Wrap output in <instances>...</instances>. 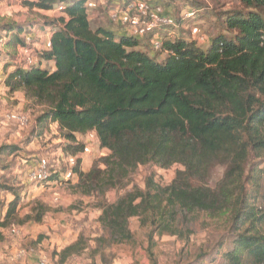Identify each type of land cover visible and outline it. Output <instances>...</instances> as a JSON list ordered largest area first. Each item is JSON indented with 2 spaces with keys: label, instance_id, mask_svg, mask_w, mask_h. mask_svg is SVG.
<instances>
[{
  "label": "trees",
  "instance_id": "obj_1",
  "mask_svg": "<svg viewBox=\"0 0 264 264\" xmlns=\"http://www.w3.org/2000/svg\"><path fill=\"white\" fill-rule=\"evenodd\" d=\"M240 1L243 10L222 12L232 36L214 37L203 50L198 44L205 38L199 43L192 36L165 35L161 61L137 49L140 41L131 35L91 28L87 0H21L29 9L63 5L60 16L44 17L39 26L0 16V72L9 92L22 90L27 101L41 107L34 131L57 123L67 141L64 151L71 155L82 152L79 138L90 132L108 150L86 172L80 171L81 154L79 178L71 185L74 193L97 198L103 233L93 247L80 235L54 253L59 262L86 249L104 261V248L132 239L129 221L137 217L148 228L150 264H158L153 236L190 234L193 215L204 213L226 224L229 247L218 243L220 264H264V0ZM186 10L195 12L186 8L181 13ZM181 13V21L196 17V12L191 18ZM36 27L50 29V46H43L27 66L18 47L32 46L33 40H26ZM48 61L54 69L43 67ZM17 150L14 144L0 145V169L8 167L1 157ZM174 164L183 168L167 185L152 174L145 177L144 189L132 183L141 165L166 169ZM217 165L223 166V176L210 185ZM112 189L126 191L107 202ZM0 190L11 194L0 218L1 243L9 224L37 222L41 216L19 218L23 197L18 184H0ZM44 211L40 204L36 214ZM206 259L199 252L192 263Z\"/></svg>",
  "mask_w": 264,
  "mask_h": 264
},
{
  "label": "rangeland",
  "instance_id": "obj_2",
  "mask_svg": "<svg viewBox=\"0 0 264 264\" xmlns=\"http://www.w3.org/2000/svg\"><path fill=\"white\" fill-rule=\"evenodd\" d=\"M114 2L117 6H120L123 0H114ZM162 3L167 15L175 23L174 26H168L170 28L164 36L169 34L173 37L183 35L188 39L191 38V28L196 26L206 40L204 43L198 44L203 50L209 46L210 40L214 37L232 36L223 21L222 12L244 9L240 0H162ZM55 5L53 6L55 10H53L54 8L52 10H39L23 6L21 0H0V12L18 23L28 21L30 24L26 23V27L28 25L39 26L44 24V17L56 18L61 15L56 10ZM112 8L114 7L110 1H96L95 7L89 13L91 28L113 22L109 17V11ZM186 8L194 9L196 17L181 21L179 15ZM113 24L119 26L118 22H113ZM121 28L125 31V34H128L124 26H121ZM50 32L49 28L40 30L36 27L31 33V36L35 33L37 37L32 42L35 47H29L30 63H34L38 59L36 53L43 48V41ZM139 41L140 45L137 46V49L145 52L153 59L161 61L166 56L162 52L152 50L147 40L141 39ZM43 65V67L48 68L53 66V64L49 65L48 62H43ZM2 90V83H0V112L3 114L0 119V145L14 144L18 146V150L9 157H1L4 163L8 164V167L7 169H0V176L3 175L2 178L0 177V184H18L23 197L19 204V218L26 215L31 216V218L41 216L40 221L36 222L29 219L22 224L23 226L16 224V222L9 224L3 230L5 236L3 242H6L5 244H8V246H14L15 244L29 246L32 239H37L39 236L41 237L40 244H42V248L52 256L51 264H91L93 260L96 264H100L101 261L104 264H150L146 238L148 228L141 226L137 217H132L129 221L132 239L119 245L104 248L102 251L104 261L101 260L100 253H96L93 258L90 257L91 251L86 249L80 256H71L66 261L59 262L57 253L56 255L54 253L62 250L80 235H83L87 240L89 247H93L95 245L94 238L103 233L98 222L100 213L96 205L98 200L94 196H83L74 193L71 189L72 183L69 182H62L54 188L47 189L49 187H40L28 181L27 173L32 161L47 154L50 162L54 164L55 158H60V155L65 153L64 145L67 141L62 137L57 123L49 122L42 130L36 129L34 131L35 118L41 107L27 101L25 96L21 95L22 90L9 92L8 89H5L3 94L1 93ZM11 93H14V95H11ZM3 106H5V110L20 111L27 114L29 117L28 126L20 129L9 125V121H6L5 110L1 111ZM12 130L17 131V137L6 138L8 134L12 133L9 132ZM37 132L42 133L40 136H36ZM79 139L83 140L81 137ZM107 153L108 150L101 148L98 143L94 145L93 152L90 155L93 158L92 160L96 161ZM182 168L179 164H174L166 169L153 165H141L133 174L132 183L144 189L145 177L152 174L158 183L167 185L171 183L177 171ZM223 172V166H215L211 173L210 185H215L222 178ZM129 189H131V185L127 187V190ZM125 191L124 189L109 190L105 195V200L113 202L119 194H123ZM10 197V192L0 190V218L3 215L4 204ZM40 204L44 206V214H36ZM192 218L193 224L189 228L191 230L190 234L183 235V237L166 234L153 236L154 247L152 252L158 264H193L192 262H194L193 260L199 252L206 253L207 259L202 264H220L221 261L216 253L218 243L223 240L225 241V248L229 247V243L226 241L228 234L225 231V222L204 213L194 214ZM14 225H20L22 232L12 236L7 232V229ZM23 233L28 235H23ZM5 244H0V248Z\"/></svg>",
  "mask_w": 264,
  "mask_h": 264
},
{
  "label": "built area",
  "instance_id": "obj_3",
  "mask_svg": "<svg viewBox=\"0 0 264 264\" xmlns=\"http://www.w3.org/2000/svg\"><path fill=\"white\" fill-rule=\"evenodd\" d=\"M86 6L88 10H91L95 7V1L87 0ZM62 8V4L56 6L57 11L62 10ZM165 11L162 0H127L123 5L112 8L109 11V17L111 21L124 26L128 35L138 40H147L155 52L166 53L167 51L162 49V38L168 31V26L173 25V21L165 14ZM194 14L195 12L191 10L181 13L182 18H191ZM191 36L197 38L199 43L205 38L196 26L191 28ZM47 38L43 41L45 48L50 46ZM26 41L29 42V38ZM2 42L3 38L1 36L0 46H2ZM220 47H222V43H220ZM18 49L20 58L25 60V64L27 66L33 64L30 63V56L28 55L30 49L27 47H18ZM5 116L6 121H9V125L17 128L24 129L29 124V117L23 112L7 111ZM98 143L95 133L90 132L83 137V150L81 153L76 155L64 153L60 155V158H55L54 164L50 162L47 154L37 157L27 173L28 181L40 187H51L53 184L56 185L62 182L76 183L79 178L76 171L77 159L80 158L81 154H91L94 145ZM53 175L56 176L52 177ZM7 232L13 236L21 233L22 229L20 226H11L7 229ZM23 235L28 234L23 233ZM51 260V254L45 252L38 242L36 245L29 246L24 244L8 246V244H5L0 248V264H51Z\"/></svg>",
  "mask_w": 264,
  "mask_h": 264
},
{
  "label": "crops",
  "instance_id": "obj_4",
  "mask_svg": "<svg viewBox=\"0 0 264 264\" xmlns=\"http://www.w3.org/2000/svg\"><path fill=\"white\" fill-rule=\"evenodd\" d=\"M100 1V0H99ZM103 1H105V0H103ZM94 10V9H93ZM92 11V10H91ZM99 12V11H98ZM0 16H4V14H2V12H0ZM90 20V19H89ZM110 21V20H109ZM100 26H103V27H106V28H108V29H110V30H112L114 33H115V35L116 36H119V35H122V34H125V31L121 28V25L119 24V26L118 25H115V24H113V22H108V24H103V25H100ZM40 30H43V29H40ZM30 36V39H32V40H34L37 36H36V34L34 33V35L33 36H31V34L29 35ZM32 46H34L35 47V44L34 43H32ZM36 49H38V48H36ZM48 63H49V65H51L52 64V62H50V61H48ZM12 67H9L8 68V70H10ZM50 69H54V64H53V66H51L50 67ZM7 70V71H8ZM0 78H1V82L0 83H2V94L4 93V91H5V89L7 90L8 88H7V86L5 85V83H4V76H3V72L0 74ZM4 87V88H3ZM8 91V90H7ZM11 95H14V93H11ZM21 95H23L24 96V94L23 93H21ZM3 110H5V106H3V107H1V111L3 112ZM7 111H9V110H5L4 111V113L5 112H7ZM1 115H3L1 112H0V119H1ZM3 121V120H2ZM9 132H12V133H14V134H8L7 136L8 137H6V138H8V139H10V138H13V137H17V131L16 130H12V131H9ZM8 132V133H9ZM15 140V139H14ZM82 160H81V164H80V170L82 171V172H86L87 170H89V168H90V166H91V164H92V162H93V158H92V156L90 155V154H83L82 155V158H81ZM57 185V184H56ZM56 185H52L51 187H49V188H47V189H50V188H54ZM4 212V211H3ZM3 212H2V214H3ZM32 231H33V228H32ZM31 231V232H32ZM41 242V241H40ZM40 242H38V243H40ZM6 243V242H5ZM4 242L3 243H0L1 245H3V244H5ZM36 245V244H35ZM53 245V244H52ZM41 246H42V244H41ZM46 247H48L47 245H45ZM43 247H44V245H43Z\"/></svg>",
  "mask_w": 264,
  "mask_h": 264
}]
</instances>
